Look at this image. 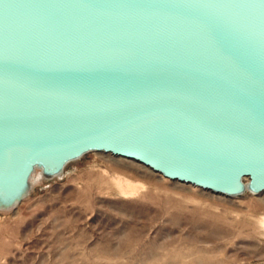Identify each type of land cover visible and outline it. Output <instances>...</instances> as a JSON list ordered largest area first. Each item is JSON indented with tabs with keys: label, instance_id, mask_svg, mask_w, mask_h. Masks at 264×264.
Listing matches in <instances>:
<instances>
[{
	"label": "water",
	"instance_id": "1",
	"mask_svg": "<svg viewBox=\"0 0 264 264\" xmlns=\"http://www.w3.org/2000/svg\"><path fill=\"white\" fill-rule=\"evenodd\" d=\"M89 152L264 196V0H0V209Z\"/></svg>",
	"mask_w": 264,
	"mask_h": 264
},
{
	"label": "rangeland",
	"instance_id": "2",
	"mask_svg": "<svg viewBox=\"0 0 264 264\" xmlns=\"http://www.w3.org/2000/svg\"><path fill=\"white\" fill-rule=\"evenodd\" d=\"M0 264H264V196L89 152L59 176L37 168L26 195L0 209Z\"/></svg>",
	"mask_w": 264,
	"mask_h": 264
},
{
	"label": "bare ground",
	"instance_id": "3",
	"mask_svg": "<svg viewBox=\"0 0 264 264\" xmlns=\"http://www.w3.org/2000/svg\"><path fill=\"white\" fill-rule=\"evenodd\" d=\"M99 153H102V152H99ZM37 168H38V167H36L35 170H36ZM39 169H40V168H39ZM35 170H34V171H35ZM61 174H62V172H61L60 174H58L57 176H59V175H61ZM33 176H34V175H33ZM243 181H244V180H243ZM245 181H248V180L245 179ZM253 194H254V193H253ZM12 207H13V206H12ZM3 209H4V208H3ZM9 210H10V209H9ZM7 211H8V210H7Z\"/></svg>",
	"mask_w": 264,
	"mask_h": 264
}]
</instances>
